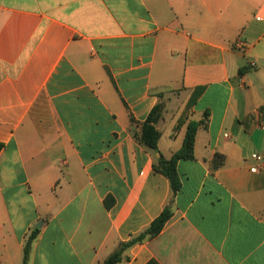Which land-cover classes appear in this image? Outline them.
<instances>
[{"label": "crops", "instance_id": "1", "mask_svg": "<svg viewBox=\"0 0 264 264\" xmlns=\"http://www.w3.org/2000/svg\"><path fill=\"white\" fill-rule=\"evenodd\" d=\"M263 106L264 0H0V264L35 229L26 264H103L171 200L118 264H264ZM191 120L173 195L153 165Z\"/></svg>", "mask_w": 264, "mask_h": 264}, {"label": "trees", "instance_id": "2", "mask_svg": "<svg viewBox=\"0 0 264 264\" xmlns=\"http://www.w3.org/2000/svg\"><path fill=\"white\" fill-rule=\"evenodd\" d=\"M242 73V69L240 70ZM201 88L195 89L193 92L189 102L187 103L183 113L181 114L178 124L176 128L180 127L181 125L186 123V116L190 109L196 103L199 95H200ZM164 109L163 103H158L149 113L147 119L142 124V128L139 134H135L139 141L144 144L146 147L150 148L153 151H158V142L160 139V132L158 131L156 124L162 117V112ZM261 113L264 112V106L259 110ZM208 116V113L205 114V117ZM133 121V120H132ZM203 124V121H194L191 120L187 124L186 133L184 136V140L182 146L175 151L170 158H165L161 155L157 162L153 165V168L156 172L163 174L167 177L170 181L171 189L173 195H175L181 188V179L177 170V165L180 160H192L194 159V148H195V140L197 135V130L199 126ZM175 128V129H176ZM5 145L0 142V152L3 150ZM224 157L221 154H216L212 164L213 168L216 169L223 164ZM172 200L169 204L164 208L162 213L150 224V226L141 234L134 237L127 243L121 244L119 249H117L113 254H111L103 264H118L122 261V254L124 250L128 247L135 245L138 242H142L145 239H151L157 236L165 227L166 223L171 219L173 215ZM107 207L112 205V200L108 198L105 202ZM39 229H35L30 237L28 238L25 248H24V261L23 264L27 263L30 248L33 240L36 238Z\"/></svg>", "mask_w": 264, "mask_h": 264}, {"label": "built area", "instance_id": "3", "mask_svg": "<svg viewBox=\"0 0 264 264\" xmlns=\"http://www.w3.org/2000/svg\"><path fill=\"white\" fill-rule=\"evenodd\" d=\"M244 46H245L244 43H239V48L242 49V48H244ZM255 157H256L257 159H260V157H258V156H256V155H255ZM256 170H257V168H253V171H256Z\"/></svg>", "mask_w": 264, "mask_h": 264}, {"label": "water", "instance_id": "4", "mask_svg": "<svg viewBox=\"0 0 264 264\" xmlns=\"http://www.w3.org/2000/svg\"><path fill=\"white\" fill-rule=\"evenodd\" d=\"M38 228H39V226H38Z\"/></svg>", "mask_w": 264, "mask_h": 264}]
</instances>
